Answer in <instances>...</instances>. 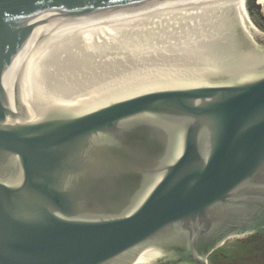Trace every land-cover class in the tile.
Segmentation results:
<instances>
[{
	"label": "water",
	"instance_id": "obj_1",
	"mask_svg": "<svg viewBox=\"0 0 264 264\" xmlns=\"http://www.w3.org/2000/svg\"><path fill=\"white\" fill-rule=\"evenodd\" d=\"M172 1L0 0V264H209L264 232V42L233 21L172 57L60 58Z\"/></svg>",
	"mask_w": 264,
	"mask_h": 264
},
{
	"label": "bare ground",
	"instance_id": "obj_2",
	"mask_svg": "<svg viewBox=\"0 0 264 264\" xmlns=\"http://www.w3.org/2000/svg\"><path fill=\"white\" fill-rule=\"evenodd\" d=\"M233 21L262 41L264 33L250 17L247 0H181L89 20L80 28L82 41L65 48L60 58L71 64L82 58L172 57L207 47ZM178 254L169 250L153 259L133 258L130 264H181Z\"/></svg>",
	"mask_w": 264,
	"mask_h": 264
},
{
	"label": "rangeland",
	"instance_id": "obj_3",
	"mask_svg": "<svg viewBox=\"0 0 264 264\" xmlns=\"http://www.w3.org/2000/svg\"><path fill=\"white\" fill-rule=\"evenodd\" d=\"M255 1L260 4V9L249 14L264 33V0ZM261 39L264 42V37ZM226 240L227 242L220 244L210 256L208 255L209 264H264V233H246Z\"/></svg>",
	"mask_w": 264,
	"mask_h": 264
},
{
	"label": "trees",
	"instance_id": "obj_4",
	"mask_svg": "<svg viewBox=\"0 0 264 264\" xmlns=\"http://www.w3.org/2000/svg\"><path fill=\"white\" fill-rule=\"evenodd\" d=\"M247 9L250 13H256L260 9V4L255 0H247Z\"/></svg>",
	"mask_w": 264,
	"mask_h": 264
},
{
	"label": "flooded vegetation",
	"instance_id": "obj_5",
	"mask_svg": "<svg viewBox=\"0 0 264 264\" xmlns=\"http://www.w3.org/2000/svg\"><path fill=\"white\" fill-rule=\"evenodd\" d=\"M263 233H264V232H261V233H258V234H261V235H262ZM254 234H257V233H254ZM241 235H244V234H241ZM249 235H250V234H249ZM239 236H240V235H239ZM237 237H238V236H237ZM224 242H225V241H224ZM224 242H223V243H224ZM212 253H213V251H212L210 254H212ZM210 254H209V256H210ZM169 264H171V263H169Z\"/></svg>",
	"mask_w": 264,
	"mask_h": 264
}]
</instances>
